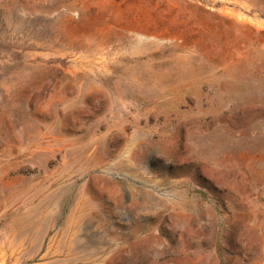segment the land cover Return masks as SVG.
<instances>
[{"label": "rangeland", "instance_id": "obj_1", "mask_svg": "<svg viewBox=\"0 0 264 264\" xmlns=\"http://www.w3.org/2000/svg\"><path fill=\"white\" fill-rule=\"evenodd\" d=\"M0 264H264V0H0Z\"/></svg>", "mask_w": 264, "mask_h": 264}]
</instances>
